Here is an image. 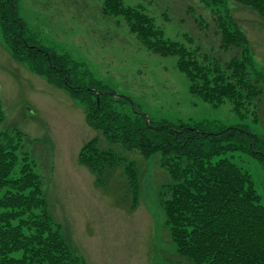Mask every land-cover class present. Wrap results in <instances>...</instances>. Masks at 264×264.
<instances>
[{"label": "rangeland", "instance_id": "1", "mask_svg": "<svg viewBox=\"0 0 264 264\" xmlns=\"http://www.w3.org/2000/svg\"><path fill=\"white\" fill-rule=\"evenodd\" d=\"M122 1L153 18L165 37L188 48L189 37L192 46L203 52L229 57L218 50L216 23L201 0ZM226 4L250 43L254 66L264 74V22L247 6L231 0ZM15 5L25 25V38L63 57L74 86H93L96 81L131 99L155 123H203L211 132L245 126L264 138L263 97L261 125L249 114L238 118L227 101L214 108L191 95L175 58L146 50L123 18L101 13L102 0H15ZM71 98L14 56L0 26V148L14 149L18 166L27 160L38 175L46 210L68 247L86 264H176L173 247L162 229L157 192L168 177L158 166L157 156L143 159L136 151L110 146L87 124L84 109ZM113 106L123 113L118 104ZM93 138L99 149H114L138 163L141 189L135 210L128 209L130 195L121 168L106 185L97 187L94 176L78 163L81 147ZM220 158L251 175L264 205L261 163L242 152H228Z\"/></svg>", "mask_w": 264, "mask_h": 264}, {"label": "trees", "instance_id": "2", "mask_svg": "<svg viewBox=\"0 0 264 264\" xmlns=\"http://www.w3.org/2000/svg\"><path fill=\"white\" fill-rule=\"evenodd\" d=\"M231 1L251 8L264 22V0ZM122 2L102 0L100 11L123 18L129 32L152 54L175 58L191 95L214 108L227 101L238 118L249 114L262 125L264 74L254 66L250 43L233 21L227 0H201L216 23L218 50L229 54L227 58L192 46L189 37V48L165 37L141 8ZM0 26L14 56L50 85L66 90L84 109L87 124L110 146L136 151L143 159L157 156L158 166L168 177L157 199L164 218L162 229L176 257L173 263L264 264V205L251 175L220 158L228 152H242L264 167L263 137L245 126L211 132L203 123H155L131 99L96 81L93 86H74L63 57L25 38L15 0H0ZM118 152L99 149L93 138L81 147L78 163L94 176L97 187L106 185L121 168L130 195L128 209L133 211L140 198L141 170L135 160ZM27 162L18 166L14 149L0 148V264H86L52 221L38 175Z\"/></svg>", "mask_w": 264, "mask_h": 264}, {"label": "water", "instance_id": "3", "mask_svg": "<svg viewBox=\"0 0 264 264\" xmlns=\"http://www.w3.org/2000/svg\"><path fill=\"white\" fill-rule=\"evenodd\" d=\"M97 101H98V95H97Z\"/></svg>", "mask_w": 264, "mask_h": 264}]
</instances>
